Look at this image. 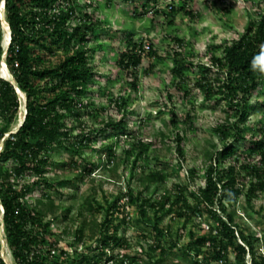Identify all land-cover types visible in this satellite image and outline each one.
<instances>
[{
  "label": "rangeland",
  "instance_id": "rangeland-1",
  "mask_svg": "<svg viewBox=\"0 0 264 264\" xmlns=\"http://www.w3.org/2000/svg\"><path fill=\"white\" fill-rule=\"evenodd\" d=\"M2 1L0 19L5 53L7 31L2 21ZM75 1L78 14L83 16L88 13L96 25L87 44L94 76L79 96L82 114L68 117L66 122L73 129V134L79 135L76 142H81L83 135L89 139L82 142L81 154L59 149L51 153L56 161L74 159L78 165L63 167L58 163L49 167L46 175L55 180L57 190H46L53 198L54 207L44 220L52 233L48 235L49 239L58 240L59 248L68 250L71 260L83 253L90 257L100 253L96 247L101 243L99 228L105 219V212L87 211L85 201L88 197L104 204L106 199L114 200L128 190L137 193L146 186L142 179L153 173L159 176V180L150 184V189L144 192L151 202L157 201L164 192L171 193L173 199L178 185L195 193L199 186L205 184L206 170L211 164L206 150H212V144L222 147L223 141L217 129L227 123H235L238 117L236 110L221 95L205 99L196 84L197 78L202 67L210 65L212 55H221L222 50L215 47L240 37L248 23L258 18V11L264 10V0H187V8L197 15L192 18L170 8L172 3L180 6L183 0H158L157 3L152 0ZM144 4H148L149 11L146 13ZM155 9L162 11L155 14L152 12ZM130 36L135 41L152 46L158 56L144 53L142 64L127 72L120 68L117 59L127 48ZM176 39L183 40V45L178 44ZM63 58V49L49 56L53 63ZM177 59H181L183 65L193 61L196 65L194 71L185 70L184 78L177 76L174 73ZM1 66L2 61L0 70ZM0 76H3L1 71ZM251 109V116L242 124L246 140L239 142L240 151L225 163V166L236 165L241 171L238 181L244 185L245 191L255 178L244 176L243 164L264 167L259 155H249L248 152L250 139H259L263 134L264 80L251 100ZM24 113L25 102L22 101L17 122L0 141V151L5 138L15 130ZM121 120L125 121L126 128L106 127L110 122ZM5 125L0 115V131ZM178 131L185 136L183 156L177 149ZM235 133L233 129L231 135ZM140 142L143 153L133 168ZM87 169H92L90 175ZM32 179V174L27 172L22 180ZM42 195V189H36L28 196V204L34 205ZM126 199H122L121 203ZM192 201L189 196V202ZM46 202H49L48 198H45ZM47 203L44 208L48 207ZM229 208L236 210L237 221L248 231L259 235L263 233L264 191L252 200V206L243 194ZM138 209L136 204L127 203L115 216L111 227L118 228L125 242L109 248L108 256H115L114 261L104 259L99 264H147V253L155 257L161 253L154 248L158 240L168 247L178 239L180 247H184L194 242L198 235L208 233V227L213 226L205 214L187 223L176 211L167 212L165 209L159 222L163 233L158 234L149 224L153 222V209L149 208L146 221L140 218ZM2 221L3 209L0 205V238L3 237ZM80 228H84V239L75 251V232ZM87 247H92V250H86ZM180 247L175 248L173 253H165V263L188 264L182 257L184 248ZM208 250V246L204 247L200 255H205ZM2 255L6 264H16L7 243L2 245ZM226 258L220 264H241L231 252ZM121 259H124L123 263ZM247 262L250 264L249 255Z\"/></svg>",
  "mask_w": 264,
  "mask_h": 264
},
{
  "label": "trees",
  "instance_id": "trees-1",
  "mask_svg": "<svg viewBox=\"0 0 264 264\" xmlns=\"http://www.w3.org/2000/svg\"><path fill=\"white\" fill-rule=\"evenodd\" d=\"M75 2L5 0V18L11 29L6 63L17 87L26 95L27 111L18 131L5 138L0 151V205L3 208L4 237L15 263L99 264L104 259L114 261L116 257L108 256L107 252L112 245H122L125 239L119 234L118 228L111 227V224L125 204L130 203L138 206L140 218L144 221L149 216V208L153 209V222L149 224L158 234L163 233L159 222L165 209L167 212L176 211L187 223L205 214L213 224L208 227V233L198 235L194 242L184 247H180L178 239L172 241L168 247L158 240L154 248L161 253L158 257L147 253V264H167L165 253H173L179 247L184 248L182 257L188 264H220L227 259L230 252L241 264H249L248 255L250 264H264V231L261 235L248 231L237 221L236 210L229 208L243 194L247 203L252 206V200L260 191H264V167L243 164L246 171L244 176L255 178L250 181L245 191L244 185L238 181L241 171L233 164L225 166L226 161L240 151L239 142L246 140L242 124L251 116V100L264 80V10L258 11V18L248 23L240 37L215 47L216 50H222L221 55H212L210 65L202 67L197 78L196 84L203 91L205 99L211 100L221 95L236 110L238 117L235 123H227L217 129L223 141L222 147L212 144L213 149L206 150L211 164L206 170L205 184L199 186L195 193L178 185L173 199L171 193L164 192L157 201L151 202L149 197L144 196V192L150 189V184L159 180V176L153 173L142 179L146 186L137 193L128 190L114 200L106 199L104 204L88 197L85 201L87 211L105 212V219L99 228L101 243L96 247L100 253L93 257L83 253L79 258L71 260L68 250L59 248L58 240L49 239L48 235L52 233L48 231L44 220L52 212L54 202L46 190L55 191L57 185L46 174L53 164L60 163L63 167L78 165L74 159L68 162L56 161L51 153L59 149L81 154L82 142L89 139L83 135L82 141L76 142L79 135L75 136L66 122L68 117H79L82 114L79 96L94 76L87 44L96 25L88 13L83 16L78 14ZM152 2L157 3L158 0ZM187 4V0H183L180 6L172 3L170 8L173 12L182 11L192 18L196 17V13L187 8ZM143 7L144 13L149 11L148 4ZM161 11L155 9L152 12L159 14ZM2 41L0 19V62L4 55ZM127 41V48L121 51L117 59L122 70L129 72L137 69L146 52L150 56H158L156 49L150 46L147 50L144 42L135 41L133 36ZM176 41L180 45L184 43L181 39ZM58 49H63L64 58L53 63L49 56L56 54ZM176 61L174 73L181 78L185 77V70L194 71L196 67L193 61L185 65L181 59ZM177 86L181 87L179 83ZM21 105V97L11 79L0 76V115L6 122L0 131V141L17 122ZM126 126L123 120L106 125L111 129H124ZM233 129L236 133L232 136ZM261 132V138L250 139L248 152L249 155H259L264 163V127ZM176 137L179 155L183 156L185 136L178 131ZM142 153L141 143L132 164L133 168ZM8 163L11 165L8 166ZM27 172L33 176L31 181L22 180ZM87 172L90 175L92 169H87ZM36 189H42L43 195L36 199L34 205H29L28 196ZM187 192L189 194L186 196ZM189 196L192 203L189 202ZM45 198L49 200L46 202L47 208L43 207L46 205ZM124 198L127 201L121 203ZM75 234L77 242L73 248L76 251L78 244L83 243L84 228L78 229ZM2 245L0 238V264H6ZM206 246L209 250L201 256L200 250ZM86 250L90 251L92 247H87ZM120 261L123 263L124 259Z\"/></svg>",
  "mask_w": 264,
  "mask_h": 264
},
{
  "label": "water",
  "instance_id": "water-1",
  "mask_svg": "<svg viewBox=\"0 0 264 264\" xmlns=\"http://www.w3.org/2000/svg\"><path fill=\"white\" fill-rule=\"evenodd\" d=\"M2 4H3V6H5V0L2 1ZM1 12H2V21H3V25H4V21H6V18H5V10L2 9ZM6 22H7V21H6ZM7 23H8V22H7ZM8 25H9V23H8ZM4 27H5V25H4ZM9 28H10V26H9ZM9 38H10V40H9V42H10V41H11V29H10V36H9ZM9 42H8V44H7V48H6V50H5V53H4V56H3V60H2V62L4 61L5 63H6V52H7V49H8V47H9ZM6 65H7V63H6ZM11 82L16 86V89H17V91H18V93H19V96H22L21 93L19 92V88L17 87V85H16V81L14 80L12 74H11ZM22 97H23V96H22ZM24 119H25V115H24L23 117L20 118V121H19L17 127H16L15 130L12 131L11 133H14V132H17V131H18L19 127H20V126L22 125V123L24 122ZM1 235H2V234H1ZM1 239H2V244H4V242H3V237H2Z\"/></svg>",
  "mask_w": 264,
  "mask_h": 264
},
{
  "label": "bare ground",
  "instance_id": "bare-ground-1",
  "mask_svg": "<svg viewBox=\"0 0 264 264\" xmlns=\"http://www.w3.org/2000/svg\"><path fill=\"white\" fill-rule=\"evenodd\" d=\"M2 7L4 9V6H2ZM4 25H5V30L7 31V33H6V41H5V44L7 45L9 40H10V38H9V36H10V28H9V25H8V23L6 21H4ZM1 72L3 73V77H5L7 79L11 78V74L9 72V69H8V67H7V65H6V63L4 61L2 62ZM19 92L23 96V101H25V97H26L25 93L22 92L21 90H19ZM3 242H4V245H5L6 244V240H5L4 234H3Z\"/></svg>",
  "mask_w": 264,
  "mask_h": 264
},
{
  "label": "built area",
  "instance_id": "built-area-1",
  "mask_svg": "<svg viewBox=\"0 0 264 264\" xmlns=\"http://www.w3.org/2000/svg\"><path fill=\"white\" fill-rule=\"evenodd\" d=\"M144 47H145L147 50L150 49V45H145V44H144ZM14 133H15V132H14ZM10 134H11V133H10ZM10 134H9V135H10ZM9 135H8V136H9ZM2 209H3V208H2ZM2 223H3V221H2ZM3 234H4V223H3Z\"/></svg>",
  "mask_w": 264,
  "mask_h": 264
},
{
  "label": "clouds",
  "instance_id": "clouds-1",
  "mask_svg": "<svg viewBox=\"0 0 264 264\" xmlns=\"http://www.w3.org/2000/svg\"><path fill=\"white\" fill-rule=\"evenodd\" d=\"M9 44H10V42H9ZM7 67H8V66H7ZM0 71H1V70H0ZM1 77H3V76H1ZM3 78H5V77H3ZM6 79H7V78H6ZM20 97H21V100L23 101V97H22V96H20ZM24 102H25V105H26V97H25V101H24ZM26 112H27V111H26V108H25V113H24V115H26ZM24 115H23V116H24ZM23 116H22V117H23Z\"/></svg>",
  "mask_w": 264,
  "mask_h": 264
}]
</instances>
